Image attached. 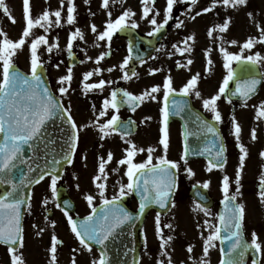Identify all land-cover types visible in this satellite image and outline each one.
<instances>
[{
  "label": "snow or ice",
  "instance_id": "obj_1",
  "mask_svg": "<svg viewBox=\"0 0 264 264\" xmlns=\"http://www.w3.org/2000/svg\"><path fill=\"white\" fill-rule=\"evenodd\" d=\"M110 2L116 3L117 0H102V7L107 11L108 19L105 21L103 31H98L96 24H91V32L96 34L97 42H106L109 51L101 52L95 59L97 67L93 71L83 74L82 93L87 96L91 92L103 93L107 87H110L115 81L99 79L97 82H89L94 75H102L104 69L99 67L106 56L110 55L111 42L113 37L119 32L127 30H135L140 27L136 19L137 13L131 8L125 9L118 17L112 19ZM122 2V0H121ZM85 4H89L90 0H84ZM142 5L140 20L146 21L151 30L147 32V36H158L169 22L174 19V7L178 3L188 5L187 12L193 13L191 20H196L207 13H216V9L220 8L225 11V18L218 23H214L207 31V36L213 41H219V52L223 57V67L227 70L218 92L210 98H202L201 92L198 90V83L201 79L200 73L193 74L190 79L177 90L174 87V80L171 75H167L162 85H153L146 88L140 94L118 88L111 91L108 97L102 101V106L96 115L95 120L85 127H94L100 141H104L114 134L120 135L121 140L128 145L123 149L124 157L117 163L119 166H126L124 175L127 177V183L121 184L118 195L108 198L106 165L113 161L114 154L109 151L107 160L103 156L99 158L98 173L93 177V183L98 190L100 205L94 206L96 197L92 194L84 195V199L89 205L91 211L89 215L76 219L69 214L68 209L71 203L68 200L63 201V207L58 202L59 196L58 182L62 179V170L65 164L71 165L77 153L79 144L80 127L75 121L71 104L65 106L63 97L69 95L72 81L73 68L68 67L65 75L60 76L57 81V92L59 97L47 85L44 75L45 64L48 60L42 59L40 52L43 46L45 51L51 54L54 50L59 51L58 38L56 42L50 43L48 38L49 31L54 27H64L66 25H75L77 23V7L75 0H67V12L64 16L63 9L65 0H60V8L52 10H44L40 15L34 17L30 0H23V17L25 27L19 39L12 40L6 32L0 30V186H9L0 194V245L7 247L10 257L9 264H26L23 257L22 249L25 246V230L23 219L25 215H31L32 209V192L33 185L40 184L45 178H50L49 188L52 193L55 207L63 212L66 217L70 232L78 242V247L72 248L73 256L70 258V264H78L77 255L83 251L92 253L94 258L90 260V264H110L108 257V245L110 241H114L125 226L132 227L136 221L141 220L146 210L152 205L158 206L160 209H168L170 206L175 207V202L171 199L177 190V180L180 171V163L168 159V151L170 148V132L169 118L172 115H180L188 108L185 97L195 96L202 99L203 109L212 114V121L202 119L199 115L195 117L198 127L202 128L205 134H211L214 138L209 147L201 150L198 147H189L187 137L192 135L186 132L184 150L181 155V161L184 164V171L189 177L195 175L194 170L189 166L188 156L190 154L204 155L208 153L211 158L208 161L207 171L213 169L223 170L226 167V146L223 137L220 135L217 124L223 123V117L218 109V101L226 94L230 97L240 98L244 106L258 90V87L264 84V73L259 77L251 76L248 79H237L233 64L242 67L245 72L259 66H264V55L259 51L252 52L257 44L264 45V23L256 22L252 12L247 15L256 25L259 36H250L240 45V53H232L225 44L237 45L236 40L226 41L224 34L230 29L232 17L227 15L229 11L246 7L248 0H210L208 6L200 10L194 11L199 4V0H166V6L161 10L156 7L157 0H140ZM0 9L6 15H9L13 23L15 18L11 16L9 9L5 5V0H0ZM218 15V13H216ZM95 15V13H91ZM162 15V19H159ZM185 26L183 19L176 20L175 27L180 29ZM40 28L45 34L36 35L35 29ZM84 40L83 31L76 27L71 31L68 37L66 50L70 59H75L73 54L74 42ZM195 34L187 35L180 43L173 44L171 47L173 52L168 53L169 58L174 54L184 57L186 54L191 56L195 47ZM27 46L29 51V73L20 71L15 65V58ZM99 46V43H97ZM134 45L129 40L128 55L119 65H115L107 69L112 72L117 68L122 72L121 79L129 81L134 76H138L135 69L129 73V64L133 60ZM160 51V49H157ZM245 51L249 54L245 55ZM212 49L205 50L207 60L206 71L210 72L214 66L211 59ZM91 60V57H87ZM141 64L144 63L142 57L137 56ZM83 62V61H81ZM176 67L186 68L193 64L191 58L186 63L176 61ZM55 67L58 69L59 64ZM163 71L160 68L149 69V75H155L157 72ZM235 80V89L229 88L230 82ZM162 92L161 111V128L158 146H149L147 149L139 147L131 139V132L136 121L129 119L122 120L119 116L120 107L126 105L131 112L135 113L143 103L147 101H156ZM179 97V98H177ZM231 103V99H229ZM256 108L255 119L264 121V101L259 102ZM92 109L96 112L95 104ZM110 118L103 119L109 116ZM103 119V122L101 120ZM151 117H146L145 121ZM59 121V124H57ZM54 129V131H53ZM232 135L239 149V164L235 172L234 181H230L228 175H224L221 182V191L223 193L224 212L219 215L218 221L220 226L212 225L208 219H205L204 225L209 229L210 234L204 238L203 258L193 260L191 253L193 245H188L187 252L190 254L189 259L193 260V264H209L207 259L209 250L214 247V241L227 243V249L224 251L226 258L221 260V264H244V257L249 252L252 253V264H262L264 261V241H261L259 235L253 231L251 233V241H247L245 235L246 205L241 202L243 197L242 178L245 168V161L249 157L248 148L241 143L242 127L236 117L231 118ZM251 140L258 139L257 130H251ZM103 143L99 147L103 148ZM157 147H162L163 154L154 156ZM30 151L33 155L25 159V150ZM147 152V157L142 162H135L138 154ZM264 160V151L259 153ZM87 159V157H83ZM43 161L39 163L37 161ZM155 160V162H154ZM20 165H25L26 170L20 173L18 182L12 179V173L18 169ZM113 172H119V168L112 169ZM103 181V182H101ZM210 181L203 183L198 182L194 187L208 189ZM235 185L232 190V185ZM257 196L259 203L264 205V167L258 177ZM79 189V184L76 185ZM25 189L29 191L25 193ZM139 195V205L136 214L127 210L121 201L132 194ZM196 195L199 201L206 198L200 192ZM49 199L43 198L42 208L47 209ZM194 212H203L205 216L210 215V209L203 203L197 202L193 208ZM47 220V216L45 217ZM155 231L160 240L159 251L161 259L156 264H174L169 248L174 240L173 235H166L161 227V217L157 214L155 217ZM222 226V227H221ZM51 227H56V222L51 221ZM170 231H174L171 223L164 225ZM199 227V225H198ZM33 228H37V235L44 231L39 225L34 224ZM222 232L225 234L222 235ZM146 242V237H145ZM63 241L55 234L51 236L50 247L48 249L50 260L49 264H58V246ZM94 246H98V255L94 253ZM166 258V259H165ZM139 264V261H136Z\"/></svg>",
  "mask_w": 264,
  "mask_h": 264
},
{
  "label": "flooded vegetation",
  "instance_id": "obj_2",
  "mask_svg": "<svg viewBox=\"0 0 264 264\" xmlns=\"http://www.w3.org/2000/svg\"><path fill=\"white\" fill-rule=\"evenodd\" d=\"M160 1L157 0L156 7L161 10L163 13L164 7L159 6ZM210 2L207 3L206 0H199V4L195 7L194 11L200 10L205 6H208ZM32 15L34 17L40 15L44 10H56L60 8V0H30ZM77 7V23L75 25H66L64 27H54L52 28L48 35L50 43L56 42L58 38L59 51H53L51 54L47 53L42 46L40 52L42 54V59L48 60L49 62L45 64L46 76L48 77V82L52 91L59 97L57 92V81L60 76H63L67 72L68 67L73 68V81L70 89L69 95L63 97V102L65 106L69 103L71 104L72 115L80 127L79 132V144L77 153L74 159V164L70 166L72 170V179L74 188L79 184V192L84 190H92L98 194V190L93 183V177L98 173L99 158L103 156L107 160V153L111 151L114 154L113 161L106 165V172L108 175L107 179V192L106 195L108 198H111L114 195H118L119 188L121 184L127 183V177L124 175L126 166H119L118 161L124 157L123 149L126 148V145L120 138V135L114 134L113 136L107 138L104 141H100L99 134L94 127H85V125H90L96 118L98 111L102 106V101L105 97H108L112 90L122 88L126 89L133 94H140L146 88H150L153 85H162L164 78L167 75H171L174 80V87L179 90L187 82L190 77L195 73L201 74V79L198 83V90L201 92L202 98H206L205 95L211 92V89L214 87V90L218 92V82L214 78L215 70L212 67L210 72L206 71L207 60L205 56V43L202 41V38L199 37L197 32V23L198 20L208 18L209 14H204L200 17H197L196 20H191L190 16L194 14L187 12L188 5L185 3H178L174 7V19L169 22V25L156 37L147 36V32L151 30V26L144 20H140L139 16L141 13L142 5L140 0H124L123 9L131 8L137 13L136 19L138 20L140 27L135 30H128L127 36L123 35V32L117 33L111 42L110 55L106 56L105 60L101 62L99 67L104 69L102 75H94L89 82H97L99 79L103 78L105 80L115 81L110 87H107L103 93L91 92L85 96L82 89V79L83 74L88 71H93L97 65L95 64V59L100 55L101 52L109 51V48L106 42H97L96 34L91 32L90 25L96 24L98 31H103L104 26L101 24L100 20V10L96 6L98 5V0H90L89 4H85L84 0H75ZM5 5L9 9V12L12 17L15 18V23L12 22L9 15H6L2 9H0V30L6 32L8 37L12 40H17L22 34V30L25 27V21L23 17V0H5ZM119 10L115 8L113 11ZM236 10L229 11L227 15L232 16ZM67 12V0H65V7L63 9V15L66 16ZM237 12V11H236ZM95 13V15H91ZM183 19L185 21V26L177 29L175 27L176 20ZM159 19H162V15ZM9 25H14V30H8ZM76 27H79L84 35V40H77L74 42L73 54L75 59H70L69 54L66 50V45L68 42V37L71 31H74ZM36 35L45 34L42 29L36 28ZM195 34L196 41L194 51L191 56L187 54L184 57H181L179 54H174L169 58L168 53L173 52L172 45L180 43L187 35ZM210 39V38H208ZM129 40L132 41L134 45L133 50V60L129 64V73L131 70L135 69L138 73V76L132 77L129 81H124L121 79L122 72L117 68L112 72H108L107 69L115 65H119L123 59L128 55ZM99 43V46H97ZM208 47L213 48L212 41L208 42ZM160 49V51H157ZM29 52L27 46L21 51L18 56L15 58V65L18 66L21 62L24 52ZM204 55V57H203ZM140 56L143 58L144 63L141 64L139 60L135 57ZM87 57H91V60H88ZM203 57V58H202ZM191 58L193 64L186 68L176 67V61L180 63H186L187 59ZM211 59L214 58L211 55ZM195 60L197 62H195ZM83 61V62H81ZM202 61V63H201ZM56 64H59L60 67L57 69ZM214 64V60H213ZM236 64H233V69H235ZM19 67V66H18ZM83 68L79 73V69ZM151 68H160L163 71L157 72L155 75H149V69ZM58 72H60L58 74ZM57 74V75H56ZM214 78V79H213ZM229 88H233V83L230 82ZM216 94V93H215ZM214 95V94H212ZM211 95V96H212ZM258 94L255 97H252L247 101V106H244L242 100H234L230 98L229 94L222 97L218 101V109L222 114L223 123L217 124L216 127L219 129L223 141L226 146V158L227 162L230 159L233 166L235 167V172L239 164V149L236 146V141L232 135L231 129V118L236 117L237 121L242 127L241 134V143H243L249 150V157L245 161V168L243 170L242 186L245 188L247 185L246 177L244 174H253L255 179L252 181L251 185L247 188L249 191L254 188L258 191V177L264 167V160L259 156L261 151H264V121H257L255 119L256 108L255 105H258L255 101L257 100ZM158 98L156 101H147L143 103L136 112L133 113L126 106L122 105L120 107L119 116L122 120L132 119L136 121V124L132 128L130 139L136 143L139 147L147 149L149 146H158V141L160 139L161 133V107H162V92L157 94ZM209 96L208 98H210ZM193 109L204 118H207L211 123L212 114L203 109L202 99L197 98L194 95L188 97ZM231 99V103L229 102ZM264 101V100H263ZM95 104L96 112L93 111L92 105ZM224 109V111H223ZM111 111L109 116L103 119L110 118ZM146 117H151L150 120L145 121ZM103 119L101 122H103ZM197 123L195 122L194 125ZM255 128L257 130L258 139L253 141L251 140V130ZM194 133L200 130L193 129ZM169 132H170V146H175L178 150V153L174 152L175 161L180 163V171L178 174V190L175 196V204L179 199H186L187 203L191 202L193 208L197 203L190 197V192L194 185H197L198 182L203 183L205 181H210V187L207 190L208 198L212 200V208L218 207L220 200L223 199V193L221 191V182L223 176L227 175V163L226 167L223 170L213 169V171L208 172V160L202 158H188L189 165L192 166V169L195 172V175L189 177L185 175L184 164L181 161V155L184 150L183 145V135H182V124L178 121L169 122ZM199 139L203 140V136ZM174 141V144H173ZM103 143V148L99 145ZM162 147H157L156 153L154 156L162 155ZM87 159H83V157ZM147 152L138 154L135 158V162H142L146 159ZM155 162V160H154ZM197 165H200L197 168ZM69 168V167H68ZM64 171L63 178L58 182L59 196L57 198L59 202V197L63 196L65 200H71V208L68 209L69 214L76 219H81L89 215V210L85 205L78 203V200L75 199V194L73 190L67 187V182L64 181V177L67 175V170ZM119 168V172H113L112 169ZM89 171L92 172L90 176V184L84 182V179L87 180L86 173ZM203 181H194L190 183V180H200ZM50 184V178L44 180ZM103 182V181H101ZM217 183V185H216ZM43 184H38L36 188L32 191V201H34V195L37 192V188ZM41 193V191L39 192ZM84 193V192H83ZM38 194V193H37ZM85 194V193H84ZM99 196V194H98ZM220 197L216 201V197ZM49 199V205L47 209L42 208L43 198ZM100 200V198H99ZM55 202L53 201L52 193L50 188L47 191H43L36 197L37 207L32 205L31 215H25L24 218V230H25V246L21 250L23 257L26 261V264H49L50 255L48 249L50 247L51 236L55 234L59 239L63 241L61 246H58V264H70V258L73 256L71 251L72 248L78 247V242L75 240L73 234L70 232V228L67 224L66 217L63 215V212L55 207ZM101 203V201H99ZM100 203L98 205H100ZM121 203L123 206L134 212L138 209V202L132 195L126 196ZM85 204V203H84ZM63 207V205L61 204ZM97 206V205H96ZM172 209V207H171ZM170 209V210H171ZM218 209V208H217ZM91 211V209H90ZM171 210L167 215H160L161 219H167L168 215L171 214ZM259 211L261 212V221L258 222V233L264 235V205L259 206ZM159 214L157 212H151L147 215L144 220L143 225L141 226L139 233L138 242L140 243V260L139 264H156L154 259V252L158 251L157 244L152 243V234L150 231L153 230V226H149V219L154 218ZM47 216V220L45 217ZM51 221L56 222V227H51ZM39 225L40 228H43L44 231L37 235L38 229L33 228V225ZM167 223L161 220V227L164 230V225ZM28 225L31 227L28 229ZM152 227V229H151ZM246 230V229H245ZM260 234V236H261ZM259 236V237H260ZM146 237V242H145ZM248 238V237H247ZM251 241V237L248 238ZM127 244H131L134 248L136 246L135 241L131 238L130 240L125 241ZM94 253L98 255V250L94 247ZM94 258L92 253L83 251L81 254L77 255L78 264H90V260ZM10 257L7 251V247L0 245V264H9ZM248 264H252L250 260Z\"/></svg>",
  "mask_w": 264,
  "mask_h": 264
},
{
  "label": "rangeland",
  "instance_id": "obj_3",
  "mask_svg": "<svg viewBox=\"0 0 264 264\" xmlns=\"http://www.w3.org/2000/svg\"><path fill=\"white\" fill-rule=\"evenodd\" d=\"M207 3L210 2V0H206ZM162 7L166 6V0L163 2L160 1ZM100 10V20L101 24L104 26L105 21L108 19L107 16V11L102 7V0H98V5L96 6ZM124 7V0H117L116 3H111L110 2V9L112 12V19L114 20L116 17H118L123 11ZM115 8H119V10L113 11ZM252 12L253 16L255 18L256 22L264 23V0H248V5L246 7H243L239 9L237 12L235 11L234 14L231 16L232 17V22L230 24V29L229 31L224 34V38L226 41H231V40H236L238 42L237 45L233 46L231 44H225V47L232 53H240L241 48L240 45H242L247 38L250 36H259V32L256 28L255 23L253 22L252 19L248 17V13ZM218 13V15L216 14ZM216 13H211L209 14L208 18H203L201 20H198L197 23V32L199 34V37L202 38V41L205 43V50L209 49L208 47V42L211 40L212 41V52L211 55L214 58V66L213 69L215 70V75L214 78L218 82V89L223 81L224 76L227 74V70L223 67L224 61L223 57L219 52V41H213L212 39H208L209 37L207 36V31L208 29L214 24L221 22L225 16L226 13L224 10L218 8L216 9ZM14 30V25H9L8 30ZM15 31V30H14ZM28 50V48H27ZM259 51L262 55H264V45L257 44L256 47L252 50V52H257ZM205 52V51H204ZM245 55L249 54L247 51L244 53ZM204 57V55H203ZM202 57V58H203ZM195 62H197L195 60ZM202 63V61H201ZM19 67H21L24 71L29 73V52H24V56L21 59V62L19 64ZM261 68V72L264 73V66H259ZM83 68L79 69V73L82 71ZM60 72H58L59 74ZM57 75V74H56ZM213 78V79H214ZM217 93L216 90H214V87L211 89V92L206 96L208 98L212 94ZM264 100V84L262 85L259 95L257 97V100L255 101L256 103L261 102ZM224 111V109H223ZM174 144V141H173ZM175 146H171L167 156L168 159H172L174 152L178 153V150L175 148ZM173 152V153H171ZM176 158V157H175ZM174 158V161H175ZM233 159H230L227 162V175L230 177V181H234L235 179V167L233 166ZM190 166V165H189ZM200 165H197V168ZM192 168V166H190ZM86 177L87 180L84 179V182L90 184V176L92 174L91 171L87 169ZM67 175L64 177V181L67 182V187L73 190V193L75 194V199L78 200V203L85 205L86 208H90L87 202L84 199V195L86 194H92L96 197V200L94 201V204L98 203L100 200L98 194L92 192V190H84L83 192H79L77 189L74 188L73 185V179H72V170L69 167L68 170L66 171ZM185 175H187L185 173ZM188 176V175H187ZM246 177V183L247 185H251L252 181L255 179L253 174H244V178ZM201 178L200 180H190L191 182L194 181H203ZM41 184L37 188V192L34 195V201L32 203L33 206L37 207L36 203V197L38 194L41 195L43 191H47L49 188V183L47 182H41ZM217 185V183H216ZM249 185V186H250ZM249 186H246L245 188L242 186V192H243V197L242 201L246 205V220H245V229H246V235L247 237H251V233L255 231L259 236L261 233H258L257 229L258 228V222L259 220L261 221V212L259 211V206L261 205L258 200L257 196V190L254 188L251 189L250 191L247 189ZM235 185H232V190H234ZM41 191V193H39ZM38 193V194H37ZM216 201L220 199V197L215 196ZM85 203V204H84ZM171 210L170 215H168L167 219H161L165 223H171L174 226V231H170L167 228H164L163 232L166 235H173L174 240L169 248V251L172 255L174 264H193V260H199L203 258V245H204V238L207 237L210 232L209 229L204 225L205 219H208L212 225L217 226V208L214 210H210V215L205 216L203 212H194L192 207L190 206L189 203H187L186 199H179L177 203L175 204V207H173ZM149 226H153V230L150 231L152 234V243L157 244L159 242V238L156 235L155 231V220L154 218L149 219ZM199 225V227H198ZM31 228L28 225V229ZM152 229V227H151ZM261 241H264V235L261 234L259 237ZM218 241V240H217ZM214 241V247H211L209 250L208 254V261L209 264H217L220 260V251L218 250V242ZM160 245V244H159ZM159 245L157 246V250L159 249ZM188 245H193V252L191 253V257L193 260L189 259V253L187 252V247ZM154 259L157 261L158 259H161L160 252L156 251L154 254ZM166 259V258H165ZM262 264H264V261H262Z\"/></svg>",
  "mask_w": 264,
  "mask_h": 264
},
{
  "label": "water",
  "instance_id": "obj_4",
  "mask_svg": "<svg viewBox=\"0 0 264 264\" xmlns=\"http://www.w3.org/2000/svg\"><path fill=\"white\" fill-rule=\"evenodd\" d=\"M125 35H127V31L124 32ZM251 68L250 71L248 72H245L241 66L239 65H236L235 66V72L237 74L236 78L237 79H248L250 78L251 76H257L259 77L260 76V70H259V67H256V68H252V66H249ZM44 75H45V71H44ZM46 78V83L47 85L49 86L48 84V80H47V76H45ZM233 88L232 90L235 89V80H234V83H233ZM259 89V87H258ZM258 92V90H257ZM179 98V97H177ZM232 99H239L241 100L240 98L238 97H231ZM185 100H187L188 102V108L185 110V112L181 113L180 115H172L170 116L169 120L170 121H173V120H177L179 121L181 124H183V135L186 133V132H191L193 133L192 135H189L187 137V144L189 145V147H198L200 148L201 150H203L205 147H209L211 145V142L212 140L214 139L211 134H205L202 130V128L198 127V122L195 120V117L197 115H199L195 110H193V108L191 107V103L189 102V100L187 99V97L183 98ZM202 119H205V120H208L204 117H202L201 115H199ZM195 122L197 123L196 125ZM57 124H59V121H57ZM198 129L200 131L198 132H193L192 130L194 129L195 130ZM54 131V129H53ZM201 135L203 136V140L199 139L201 137ZM184 144H185V135H184ZM33 154L28 151L27 149L25 150V159H28L29 157H31ZM189 158H204V159H210L211 158V155L208 154V153H205L204 155H196V154H190L188 156ZM39 163H43V161H37ZM68 167L67 164H65L63 166V170H62V175H63V171L64 169ZM26 170V166L25 165H20L18 169L14 170L13 173H12V179L17 181L19 180V177H20V173L22 171H25ZM36 185H33L31 187V192H32V189L35 187ZM9 186L5 185V186H0V194H2L6 188H8ZM29 190L28 189H25V193H27ZM176 192V191H175ZM197 192H200L201 194H203L205 196V200L204 201H199V197L196 195ZM175 194V193H174ZM137 200L139 201L140 197L139 195L135 194ZM174 196V195H173ZM191 197L194 198L197 202H201L203 203L206 207H209L210 206V202H209V198H207V193L204 189L202 188H194L191 192ZM173 198V197H172ZM171 198V199H172ZM64 197L60 196L59 198V202L61 204H63V200ZM173 200V199H172ZM223 201V200H222ZM222 201L220 202V205H219V213H218V217L220 214H222L224 212V206H223V203ZM170 208V207H169ZM168 208V209H169ZM168 209H160L158 206L156 205H152L150 206L149 209L146 210V213H149L151 210H154V211H158L159 213L161 214H166L169 210ZM145 216L139 220V221H136L134 226L132 227H129V226H125L124 230L120 233V235L114 240V241H110L109 242V245H108V257L110 260V264H136V261L138 260L139 258V249H140V243H138V237H139V234L137 233V231L139 230V228L142 226L143 224V220H144ZM218 226L219 223H218ZM222 227V226H221ZM134 231L135 233V243H136V247H132L131 244L127 245H122L121 242L123 241V239H125L126 237L127 238H133V235L130 233ZM225 233L222 232V235H224ZM219 244H220V251L222 252V259L226 258L224 256V251H226L227 249V243H221V241H219ZM97 249H98V246H95ZM109 247H112L111 249H109ZM99 250V249H98ZM251 258L252 260V253L249 252L248 254L245 255L244 257V264H247L248 262V259ZM221 259V260H222Z\"/></svg>",
  "mask_w": 264,
  "mask_h": 264
}]
</instances>
